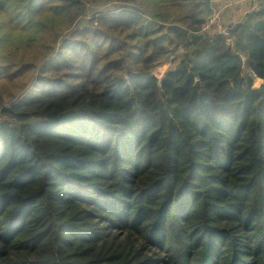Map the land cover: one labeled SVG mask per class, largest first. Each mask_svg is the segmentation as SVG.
<instances>
[{
  "label": "trees",
  "instance_id": "16d2710c",
  "mask_svg": "<svg viewBox=\"0 0 264 264\" xmlns=\"http://www.w3.org/2000/svg\"><path fill=\"white\" fill-rule=\"evenodd\" d=\"M27 1L0 264H264V3L208 35L216 0Z\"/></svg>",
  "mask_w": 264,
  "mask_h": 264
},
{
  "label": "rangeland",
  "instance_id": "374dc122",
  "mask_svg": "<svg viewBox=\"0 0 264 264\" xmlns=\"http://www.w3.org/2000/svg\"><path fill=\"white\" fill-rule=\"evenodd\" d=\"M228 1L230 0H216L217 3L220 2L221 4L218 6L215 2L212 16L216 13L218 14V9L222 7V5L228 3ZM19 2L20 3H17V1L14 2L13 0L0 5V94L5 96L7 102L11 101L13 97L16 98L15 96H18L19 94H27V92L33 91L34 87L37 85L36 77L39 73L38 64H40L45 57H43V52L40 53V51H42L41 47L47 43L48 40L46 38L49 39L45 34L46 38L37 35L36 37L38 38L34 39L31 43H25L22 40L23 25L27 23V20L19 15V13L28 6V1L19 0ZM246 3V6L248 8L253 7L252 10L255 12L260 10L259 8L263 5V3L251 4L248 1H246ZM89 5L91 8L98 6L102 11H114L120 8L118 7V3L114 0H95ZM54 6L58 7L59 5ZM245 17L246 16L230 21L221 32L226 31L228 26L245 20ZM216 24L212 25L210 29L204 30V33L208 35L219 33L217 28H214V32L212 31V28L216 26ZM6 34L10 35L9 39L5 37ZM23 38H26V36H23ZM39 38L41 40H39ZM183 53V50H179L178 52L169 55L165 61L167 63H173L174 66L180 62ZM25 63H33L37 65L38 68L12 79V76ZM24 88H27L26 91L23 90Z\"/></svg>",
  "mask_w": 264,
  "mask_h": 264
},
{
  "label": "crops",
  "instance_id": "0c3cea01",
  "mask_svg": "<svg viewBox=\"0 0 264 264\" xmlns=\"http://www.w3.org/2000/svg\"><path fill=\"white\" fill-rule=\"evenodd\" d=\"M218 6H220V2H216ZM246 1L245 0H230L228 3L222 5L218 9V14L216 13L213 18L217 16V19L215 20L214 26L212 31L214 32V28H217L218 32H221L224 27H226V24L229 23L230 21H233L235 19L244 17L253 11L252 8H248L246 6ZM261 9V7L259 8ZM254 12V11H253ZM218 21V22H217Z\"/></svg>",
  "mask_w": 264,
  "mask_h": 264
},
{
  "label": "built area",
  "instance_id": "2783aa9c",
  "mask_svg": "<svg viewBox=\"0 0 264 264\" xmlns=\"http://www.w3.org/2000/svg\"><path fill=\"white\" fill-rule=\"evenodd\" d=\"M246 1H248L249 3H253V4H257V3H264V0H246ZM217 19V16L215 17V18H211L210 20H209V22L205 25V27L203 28V30H208V29H210V27L212 26V25H214V23H215V20Z\"/></svg>",
  "mask_w": 264,
  "mask_h": 264
},
{
  "label": "water",
  "instance_id": "95a60500",
  "mask_svg": "<svg viewBox=\"0 0 264 264\" xmlns=\"http://www.w3.org/2000/svg\"><path fill=\"white\" fill-rule=\"evenodd\" d=\"M203 34H191V38L202 36Z\"/></svg>",
  "mask_w": 264,
  "mask_h": 264
}]
</instances>
